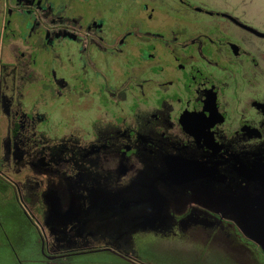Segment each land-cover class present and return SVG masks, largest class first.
<instances>
[{"label":"flooded vegetation","instance_id":"1","mask_svg":"<svg viewBox=\"0 0 264 264\" xmlns=\"http://www.w3.org/2000/svg\"><path fill=\"white\" fill-rule=\"evenodd\" d=\"M0 50V180L42 256L194 231L264 258V0H0Z\"/></svg>","mask_w":264,"mask_h":264},{"label":"rangeland","instance_id":"2","mask_svg":"<svg viewBox=\"0 0 264 264\" xmlns=\"http://www.w3.org/2000/svg\"><path fill=\"white\" fill-rule=\"evenodd\" d=\"M262 9L263 6L260 4L254 8L258 11ZM254 17H257L256 14ZM4 52L8 54L7 50ZM8 56L7 59L11 60V56ZM97 98L100 104L104 103L103 96L99 95ZM74 110L79 112V115L76 116L77 119L87 118L86 112L80 106ZM65 113L66 110L56 111L55 116ZM73 114L71 112L66 117L73 118ZM59 120L61 124L51 120L50 125L53 130L61 131L67 124L65 116ZM10 191L11 186L0 180V264H20V261L21 264H132L125 262L115 254L102 251L72 257H59L56 260H54L55 257L45 258L41 255L40 246L38 247L35 238L36 228L32 226L24 210L25 204L28 202L24 197V192L18 194L21 201L25 200L23 204L13 196L10 197ZM27 211L30 212L29 209ZM193 233L194 231H188L165 239H161L160 236L158 238L143 235L139 239L138 253L146 264H244L242 260L249 261L248 264H252V262L253 264H264L263 256L252 257L253 261H251L247 259V255L234 254L220 249L219 246L211 244L205 239L204 235L194 238ZM228 246L232 245L225 244L223 248ZM259 259L261 261H256Z\"/></svg>","mask_w":264,"mask_h":264},{"label":"crops","instance_id":"3","mask_svg":"<svg viewBox=\"0 0 264 264\" xmlns=\"http://www.w3.org/2000/svg\"><path fill=\"white\" fill-rule=\"evenodd\" d=\"M7 57H9L8 56V54L6 53V52H3V51H1L0 50V58H3V59H7ZM7 184V183H6ZM10 197L11 196H13L11 193H10V195H9ZM24 210L27 212V210H26V207L24 208ZM30 221V220H29ZM31 222V221H30ZM32 224V223H31ZM33 226V225H32ZM34 227V226H33ZM11 251V250H10ZM14 257H17L16 255H14ZM19 263V262H18ZM22 262L20 261V264H21Z\"/></svg>","mask_w":264,"mask_h":264},{"label":"water","instance_id":"4","mask_svg":"<svg viewBox=\"0 0 264 264\" xmlns=\"http://www.w3.org/2000/svg\"><path fill=\"white\" fill-rule=\"evenodd\" d=\"M249 227H250V225H249ZM251 228L253 229V228H255V226L252 225ZM260 243L263 244V246H264V240H260Z\"/></svg>","mask_w":264,"mask_h":264}]
</instances>
